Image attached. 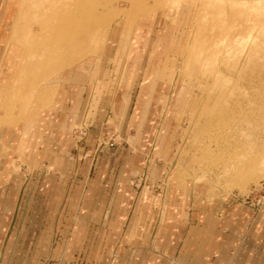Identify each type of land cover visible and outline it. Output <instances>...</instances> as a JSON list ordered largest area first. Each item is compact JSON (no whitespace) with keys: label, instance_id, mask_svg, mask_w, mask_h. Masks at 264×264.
<instances>
[{"label":"rangeland","instance_id":"1","mask_svg":"<svg viewBox=\"0 0 264 264\" xmlns=\"http://www.w3.org/2000/svg\"><path fill=\"white\" fill-rule=\"evenodd\" d=\"M4 1L0 147L37 197L45 193L44 180L54 184L60 172L35 154L38 147L20 154V140L13 150L3 136L11 138L30 120L42 123L65 86L72 97L68 113L84 115L67 132L73 158L85 167L70 177L67 195L86 207L78 210L83 223L88 208L97 215L101 207L95 225L107 228L109 212H119L126 200V210L138 216L150 211L155 224L168 208L192 210L201 198L242 203L246 214H262L264 0ZM77 43L69 63L64 54ZM52 85L54 98L42 106ZM145 104L147 119L157 111L161 124L154 130L151 120L146 126L130 122L136 108L145 114ZM163 124L160 152L154 132ZM148 130L154 137H145ZM133 153L139 154L136 170Z\"/></svg>","mask_w":264,"mask_h":264},{"label":"crops","instance_id":"2","mask_svg":"<svg viewBox=\"0 0 264 264\" xmlns=\"http://www.w3.org/2000/svg\"><path fill=\"white\" fill-rule=\"evenodd\" d=\"M62 91L65 94L62 97L60 94L42 115V123L37 125L30 120L20 132L14 128L16 133L11 138L9 133L3 136L13 150L16 140H20L16 144L20 154L29 151L27 147H38L35 154H41L44 164L48 161V166L52 165L61 176L55 185L45 179V193L37 197L26 178L12 170L8 161L12 158L0 147V264H264V210L254 217L246 214L249 207L242 203L224 206L208 198L196 199L192 210L168 208L161 222L155 224L150 220L153 218L150 211L147 216L143 213L138 216L136 211L126 210L130 202L126 200L119 212H109L107 228L95 225L97 218V221L102 219L101 207L97 215L88 208L83 223L78 213L86 207L74 195L70 194L69 199L67 195L70 177L85 169L84 164L73 158V140L68 136L71 125L84 115L68 113L71 93L65 86ZM146 107L145 104L144 115L136 108L130 122L138 126L144 121L146 126V121L151 120L152 126H148L154 130V123L161 124L157 111L147 119ZM163 129L164 124L154 132L160 152L164 149ZM147 133L146 138L154 137L151 131ZM133 154L136 170L140 167L136 160L139 154ZM87 181L88 177L84 179ZM57 184L59 191L51 195L55 190L52 187ZM64 189L67 194L63 195ZM91 196H87L89 207ZM59 232L64 234V239L55 237ZM75 251L83 256L74 257Z\"/></svg>","mask_w":264,"mask_h":264},{"label":"bare ground","instance_id":"3","mask_svg":"<svg viewBox=\"0 0 264 264\" xmlns=\"http://www.w3.org/2000/svg\"><path fill=\"white\" fill-rule=\"evenodd\" d=\"M245 1H249V0H245ZM253 1H254V0H253ZM5 2L7 3V2H9V1H8V0H5V1H4V4H5ZM141 7H142V6H141ZM4 8H6V7H4ZM86 10H87V9H86ZM117 15H119V14H117ZM113 16H114V15H113ZM113 16H112V17H113ZM62 19H63V18H62ZM78 47H79V44L77 43V44H76V47H75V50H73V51H72V50H68V52H66V54H64V55L66 56V59H67L66 61H68L69 63L72 62V60H73V57H72V56H74V53H76V52L78 51ZM71 51H72V52H71ZM81 55H82V53H81L79 56H77V59H76V58H75V59L78 60V57H80V58L82 57ZM72 64H73V63H72ZM69 66H70V65H69ZM240 80H241V79H240ZM52 86H53V87H51V89L47 90V92L42 96V98L44 97V98H43V101H42V104H43L42 106H44V105H46V104L52 102V100H53V98H54L55 89H56V86H54V85H52ZM16 102L18 103V101H16ZM234 102H235V101H234ZM20 103H21V102H20ZM20 103H18V104H20ZM223 103H224V102H223ZM221 105H223V104H221ZM231 108H232V107H231ZM223 109H224V108H223ZM233 109H234V107H233ZM230 110H231V109H230ZM230 110H229V111H230ZM234 110H235V109H234ZM229 111H227V112H229ZM236 111H237V110H236ZM227 112H225L224 114H226ZM229 113H230V112H229ZM27 114H29V112H28ZM221 114H223V113H221ZM221 116H222V115H220L219 117H221ZM216 117H217V115L215 116V118H216ZM219 117H218V118H219ZM222 117H223V116H222ZM228 118H229V117H228ZM222 119H223V118H222ZM225 119H226V118H225ZM225 119H224V120H225ZM213 120H215V119H213ZM218 120L220 121V119H218ZM227 121H228V120H226V122H227ZM248 121H249V120H248ZM220 122H221V121H220ZM223 122H224V121H223ZM228 122H229V121H228ZM228 122H227V123H228ZM230 122H231V121H230ZM224 123H225V122H224ZM227 123H226V124H227ZM234 123H235V122H234ZM211 124H213V123H211ZM219 124H220V123H219ZM221 124L223 125V123H221ZM217 125H218V123H217ZM222 125L220 126V128L222 127ZM228 125H229V124H228ZM231 125H232V124H231ZM215 126H216V125H215ZM225 126H227V125H225ZM225 126H223V127H225ZM223 127H222V128H223ZM228 127H229V126H228ZM216 128H217V127H216ZM216 128H215V129H216ZM218 128H219V127H218ZM218 128H217V129H218ZM220 128H219V129H220ZM232 129H233V128H232ZM210 130H211V129H210ZM220 130H221V129H220ZM220 130H218V131H220ZM224 130H225V129H224ZM213 131H214V130H213ZM215 131H216V130H215ZM229 131H231V130H229ZM224 132L227 133L226 130H225ZM210 133H211V132H210ZM210 133L208 132V134H210ZM204 134H206V133H204ZM211 134H212V133H211ZM215 134H216V133H215ZM231 134H232V133H231ZM231 134H230V135H231ZM216 135H217V134H216ZM227 135H228V134H227ZM211 136H212V135H211ZM217 136H218V135H217ZM222 136H224V135L222 134ZM222 136H221V137H222ZM236 136H237V135H236ZM208 137H209V136H208ZM214 137H215V136H214ZM228 137H229V136H228ZM209 138H211V137H209ZM244 138H245V137H244ZM207 139H208V138H207ZM223 139H224V138H223ZM225 139H226V138H225ZM206 141H207V140H206ZM208 141H210V140H208ZM224 141H225V140H224ZM230 141H231V140H230ZM212 142H213V140H212ZM227 142H228V141H227ZM234 142H235V140H234ZM223 143H224V142H223ZM228 143H229V142H228ZM235 143H236V142H235ZM219 144H220V143H219ZM225 144H227V143H224V145H225ZM231 144H234V143H230V145H231ZM204 145H205V144H204ZM207 145H209V143H208ZM207 145H206V146H207ZM217 145H218V144H217ZM217 145H216V146H217ZM210 147H211V145H210ZM207 148H209V146H208ZM227 148H230V147H227ZM227 148H224V150H223L224 153H225V151L227 150ZM234 148H235V147H234ZM205 149H206V147H205ZM236 149H237V148H236ZM209 150H210V148H209ZM217 150H218V149H217ZM221 150H222V149H221ZM206 151H207V149H206ZM214 152H215V151H214ZM214 152H213V153L211 152V153H212V154H216V153H214ZM217 152H219V151H217ZM220 152H221V151H220ZM206 153H207V152H206ZM224 153H223V155H224ZM230 153H231V152H229V154H230ZM233 153H234V152H232L231 154H233ZM217 154H219V153H217ZM223 155L221 154V156H223ZM209 157H212L211 154L209 155ZM224 157H225V156H224ZM213 158H214V157H213ZM227 158H228V157H227ZM217 159H220V158H217ZM222 159H223V157H222ZM222 159H221V160H222ZM230 159H231V158H230ZM231 160H232V159H231ZM227 161H228V160H227ZM215 162H217V160H216ZM228 162H229V161H228ZM228 162H227V163H228ZM214 164H215V163H214ZM204 165H205V164H204ZM227 165H228V164H227ZM225 166H226V164H225ZM222 167H223V162H222ZM222 167H221V168H222ZM237 167H238V166H237ZM233 172H234V171H233ZM234 173H235V172H234ZM232 177H233V176H232ZM236 178H237V177H236Z\"/></svg>","mask_w":264,"mask_h":264}]
</instances>
